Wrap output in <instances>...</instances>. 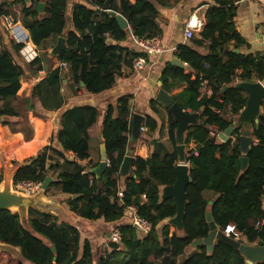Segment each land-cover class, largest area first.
Here are the masks:
<instances>
[{"label":"trees","instance_id":"trees-1","mask_svg":"<svg viewBox=\"0 0 264 264\" xmlns=\"http://www.w3.org/2000/svg\"><path fill=\"white\" fill-rule=\"evenodd\" d=\"M43 1L45 8L41 16L36 7ZM83 1L88 6L74 5L68 18L67 0H30L29 4L0 0V17L19 21L39 52L38 59L29 65L13 62L8 51L0 52V125L7 127L11 134L21 133L25 142L32 140L28 113L46 119L36 102L46 111L62 109L66 98L62 87L74 95L78 91L101 94L115 85L122 67H132L137 57L146 58L144 54L112 44L125 41L128 31L121 30L108 11L125 18L131 33L138 38L161 37L164 20L152 0H134L133 5L120 0L119 6L117 0ZM213 1L216 6L207 11L200 34L191 39L190 45L179 46L175 52V58L187 65L190 74L185 75L184 69L168 63L160 78L165 91H170L175 83L184 84L186 90L173 102L199 113L198 124L189 127L183 140L184 146L193 142L196 148L186 152L192 182L185 190L182 230L174 227L170 235L169 222L176 215V206L172 199L162 201L160 196L161 189L172 186L176 179L177 124L172 116L168 113L172 153L164 152L161 156L154 152L147 159L136 157L132 174L123 178L124 190L119 196L118 174L130 144L128 101H119L116 118L112 108L107 110L101 126L102 141L87 132L97 123L99 112L92 106H77L60 116L56 141L61 152L52 147L51 140V145L36 157L22 165L12 163L16 169L13 185L43 183L51 169L64 168L46 192L59 189L66 196L61 203L71 213L88 221L116 223L124 217L127 208L132 207L151 225V231L142 235L130 224L119 225L120 249H107L95 263L93 246L81 239L75 226L29 210L28 228H25L17 213L0 211V243L18 249L21 256L15 259L8 253H0V264H177V259L188 253L194 241L207 237V213L218 228L233 224L246 243L264 247V104L258 128L250 129L252 142L246 155L240 152V128L234 131L233 140L222 143L217 138L234 123L246 104V97L234 86L235 81L264 82V56L234 53L233 50L244 45L233 22L234 4L239 0ZM58 38L65 40V48L52 56ZM20 47L14 42L11 44L12 53L18 58ZM61 64H66V70ZM44 72L47 73L45 78L40 79ZM192 75L198 77L191 81ZM26 79L35 81L36 85L28 97L24 94L17 97L21 82ZM204 83L212 92L210 97L200 94ZM9 99L15 101V108L2 106ZM145 126L151 132L156 128L150 119ZM211 129H216L213 137ZM41 135L37 130L29 146L34 149ZM102 144L108 166L97 181L90 171L101 161ZM51 154L61 158L63 163L48 166ZM69 155L74 158L67 159ZM241 157L247 158L243 171ZM76 160L86 164L80 165ZM2 180L3 173L0 183ZM51 248L55 249L54 254ZM183 264H246V260L230 247L215 242L210 253L205 246H200Z\"/></svg>","mask_w":264,"mask_h":264},{"label":"crops","instance_id":"crops-1","mask_svg":"<svg viewBox=\"0 0 264 264\" xmlns=\"http://www.w3.org/2000/svg\"><path fill=\"white\" fill-rule=\"evenodd\" d=\"M130 4H134V0H126ZM67 16L70 18L72 8L74 5L82 4L88 6L84 3L83 0H67ZM120 0L116 1L117 6H119ZM155 5L156 11L163 18L164 23L161 25L162 34L160 39V43L162 46L163 53L159 56L146 57V64L142 71L134 72L131 67H122L120 76L117 78L115 85L98 95L87 94L85 92L78 91L75 95L71 94L67 91L65 87L61 88L62 94H64L65 105L62 109L58 111H46L41 107L40 102H36L37 109L46 116L45 120H41L34 116L33 113H28V121L32 129V140L37 134V130L42 132L41 138L39 139L38 144L34 147V149L29 146L32 143V140L29 142H25L23 140V136L21 133L11 134L7 127L0 125V166L3 167L4 159H7L9 164L12 166V163L16 164H24L29 159L36 157V155L45 147H49L51 145L57 151L61 152V148L56 141V133L59 130V119L61 114L73 107L77 106H92L99 112V118L97 123L88 129V135L91 137H97L101 141V126L103 120L106 116L107 110L109 108L113 109V116L116 118L119 116V101L124 99L128 101L129 105V149L127 150L126 156H131L132 158L139 157L141 159H147L154 152L163 155L164 152L172 153L173 146L169 139V125H168V110L163 105L157 103L155 101L156 94L159 90H163L166 92L172 100L178 96L180 93L186 90V86L184 84L175 83V86L170 91H165L162 88V84L160 81L162 71L168 63H172V61L177 60L175 58L176 49L179 46L190 45L191 40H185L184 38V27L188 22L190 16L195 14L201 21L204 27L205 24V16L207 11L216 6L213 0H152ZM44 4L45 2H40ZM44 10V9H43ZM112 11V10H110ZM108 11V12H110ZM115 12V11H112ZM117 15L121 16L119 13L115 12ZM44 11L40 14L43 16ZM109 15V14H108ZM122 17V16H121ZM4 18L10 19L11 17H0V52L8 51L11 53L13 58V62L22 63L18 57L13 55L11 50V44L13 43L10 39L9 33L5 28ZM123 18V17H122ZM125 20V18H123ZM126 21V20H125ZM127 22V21H126ZM235 30L241 36L244 45L240 46L238 49L233 51H238V53L245 56H256L261 55L264 56V48L261 45V37L262 32L264 30V7L256 2L255 0H239L234 4V18H233ZM19 26H21L24 30L25 28L22 24L17 21L13 22ZM128 24V23H127ZM129 25L126 31H128L126 40L123 42L115 43L118 46L126 48L131 52H136L138 54H142L141 51L134 46L131 41V34L129 32ZM203 29V28H202ZM26 31V30H25ZM27 32V31H26ZM28 34V32H27ZM200 33L195 34L194 37H197ZM29 36V35H28ZM109 39V37H107ZM59 39V38H58ZM63 39V38H62ZM65 41V40H64ZM232 48V44L230 45ZM236 53V54H238ZM207 54V53H205ZM178 61V60H177ZM180 62V61H179ZM181 63V62H180ZM182 64V69L185 70L184 74L189 75V69L187 65ZM63 70H66L63 69ZM240 73V72H239ZM47 73H41L39 78L44 79ZM195 76H191V81L195 80ZM244 81L236 80L234 86L236 84ZM259 82V81H255ZM254 83V82H253ZM264 86V82H260ZM36 85V82L31 79H26L21 82V88L17 93V97H20L24 94L28 97L31 93L32 88ZM226 87L224 88V90ZM200 94L205 97H210L212 95L211 90L207 89L205 83L202 85L200 90ZM246 97V95L244 94ZM197 102H200V98L197 99ZM15 101L12 99L6 100L3 103V107L15 108ZM179 105V104H178ZM182 108V107H181ZM202 110V107L200 108ZM182 110L187 114H197V118L199 113H195L191 108H186ZM135 115H139L142 119L141 126L145 128V131L141 133L139 138L133 139L131 138V125L132 120ZM228 118V116H227ZM147 119L152 120L156 128L154 131H149L145 122ZM237 121L235 118L234 122ZM1 123V119H0ZM37 124H40V127H36ZM210 136H212L210 134ZM218 138V135H217ZM219 140V139H218ZM231 140L232 137H231ZM220 141V140H219ZM221 142V141H220ZM177 146V143H176ZM196 148L195 143L190 142L187 146H185V152L193 150ZM51 160L48 161V166H52L54 164H62L63 160L58 156L51 154ZM74 156L69 155L67 159H73ZM77 161V160H76ZM80 165H85L86 162L77 161ZM178 164V162H177ZM14 167H10L12 169ZM64 168H60L58 170L51 169L49 172V178L52 179V182L56 181V178L60 172H62ZM119 196H121L124 190V180L120 176L119 170ZM163 189V188H162ZM160 191V196L161 192ZM56 192L57 195L55 197H50L52 194ZM66 196L62 195L60 190H51L49 192H45L43 198L45 201L50 202L56 206L58 212L55 214V217L64 223H69L76 228H78L81 239L88 240L93 246V255L95 258V251L103 248V255L107 251V244L109 242L108 236L112 232V230L116 229L119 225L122 224H130V219L133 215V210L131 208H127L124 217L116 222V223H105L102 220L97 221H88L85 219H81L71 213L69 208L61 203V200ZM170 223V222H169ZM171 225V224H170ZM173 228L175 226L171 225ZM176 228V227H175ZM170 230V229H169ZM174 232V231H173ZM172 232V233H173ZM170 233V231H169ZM170 233V235H172ZM120 249V248H119ZM196 249H191L186 254L189 256ZM18 254L19 250L16 249ZM101 255V256H103ZM100 257V256H99ZM180 256L177 259V264H183L180 261ZM187 260V259H186Z\"/></svg>","mask_w":264,"mask_h":264},{"label":"water","instance_id":"water-1","mask_svg":"<svg viewBox=\"0 0 264 264\" xmlns=\"http://www.w3.org/2000/svg\"><path fill=\"white\" fill-rule=\"evenodd\" d=\"M25 4H29L30 0H18ZM39 14L42 13L44 9V4L39 3L36 7ZM111 18H114L121 30H126L128 28L127 22L115 12H108ZM65 48V41L62 38L57 40V43L53 50L51 51L52 56H56L59 52L63 51ZM238 53V51H234ZM173 66L182 67V64L174 60L171 63ZM198 77V75H196ZM235 88L246 95V104L242 112L240 113L237 121L231 124L224 132L218 135V139L222 142H228L234 131L240 128V135L238 137L240 152L242 155H246L249 151V146L252 142L250 137V129L254 126L258 128V118L261 115V105L264 104V86L260 82L248 83L241 82L236 84ZM155 101L165 108L168 109V113L172 116L174 122L177 124L175 131V140L177 143L176 152L178 157V164L175 167L176 179L172 186L164 187L161 192V200L166 201L172 199L176 206V215L170 220V224L175 226L178 231L182 230V222L184 218L185 210V190L186 187L192 182L189 176V166L186 163V152L185 146L183 144L184 135L191 126H196L198 124L197 114H187L182 108L174 103L172 98L163 90H159L156 94ZM141 124L142 119L139 115H135L132 120L131 125V138L136 139L141 136ZM101 161L98 166L90 171L94 175L97 181H100L101 176L108 164L106 161V150L105 145L100 146ZM134 158L131 156H126L122 162L120 168V176L122 178L132 174V163ZM241 170H245L247 167V158L241 157L239 159ZM15 168L10 169L3 180L0 183V211H10L12 213H17L20 217L21 224L28 228V211L33 210L41 214H46L55 217L58 212L56 206L50 202L44 200L43 195L52 183V179L47 177L41 186V190L33 195H26L24 193L15 191L13 189V175ZM56 218V217H55ZM206 221L208 223V235L204 239H198L191 244L193 249L200 246H205L207 252H211L215 242H220L234 251L242 255L246 264H258L264 262V247L249 245L244 240L240 239L234 241L228 237H225L220 228H218L211 218V214H206ZM24 222V223H23ZM27 226V227H26ZM138 231L137 228H134ZM110 239V234L108 240ZM108 248L111 250H119L120 245L114 242H108ZM52 253H55V249L51 248ZM0 252L12 253L19 259H21L20 254L16 252V249L1 244Z\"/></svg>","mask_w":264,"mask_h":264},{"label":"built area","instance_id":"built-area-1","mask_svg":"<svg viewBox=\"0 0 264 264\" xmlns=\"http://www.w3.org/2000/svg\"><path fill=\"white\" fill-rule=\"evenodd\" d=\"M255 1L264 7V0H255ZM99 12H104V11L99 9ZM4 23H5V28L7 29L12 42L21 46L18 51L20 61L28 65L35 62L38 59L39 52L37 48L30 41L27 32L21 26L13 23L8 18H4ZM202 28H203L202 21L195 14H192L184 27L185 40H191L192 38H194L195 34L200 33L202 31ZM129 32L131 34V41L134 44V46L138 48L141 51V53L144 54L146 57L159 56L163 53L159 38L157 37L152 39L138 38L131 33L130 29ZM261 45L264 48V30L262 32ZM145 64H146L145 57H137L133 60L131 68L134 72H140L143 70ZM204 67H207V65H204ZM61 68L65 69L66 64H61ZM140 130L142 133L143 131H145V128L141 126ZM210 134L212 135L211 137L215 136L216 129H211ZM196 154L197 153L194 152V155ZM41 186H42L41 182H37V183L23 182L15 185V188L24 190L29 195H32L39 192L41 190ZM129 208L133 210V215L130 219V225L133 228H137L138 229L137 232H139L142 235L149 234L151 231V225L145 219L139 217L132 207ZM220 231L225 237H228L234 241H238L241 239V234L236 231L235 226L233 224L226 225L225 228L220 229ZM109 242H114L120 245V234L117 228L112 230V232L110 233Z\"/></svg>","mask_w":264,"mask_h":264},{"label":"rangeland","instance_id":"rangeland-1","mask_svg":"<svg viewBox=\"0 0 264 264\" xmlns=\"http://www.w3.org/2000/svg\"><path fill=\"white\" fill-rule=\"evenodd\" d=\"M13 20V22L15 21L14 19H12ZM3 159H4V164H3V167H1L0 166V174H2L3 173V176H5L6 174H7V172L10 170V167H13V165L11 166L10 164H9V162L7 161V159H5V157L3 156ZM13 189L15 190V191H18V192H21V193H24V194H26V195H29L28 193H26L24 190H21V189H18V188H15V186L13 185ZM53 190H58V189H53ZM36 194V193H35ZM52 195L50 196V197H55L56 195H57V193L56 192H54V193H51ZM33 195V194H32ZM24 223V222H23ZM27 227V226H26ZM170 233H172L173 231H174V229L173 228H170ZM0 253H7V252H0ZM103 248L102 249H100V250H97V251H95V263H96V260L99 258V256H101V255H103ZM11 257H13V258H15V259H19V258H17L14 254H13V252L12 253H8ZM188 258V256L187 255H184V256H182L181 258H180V261L183 263L184 261H186V259Z\"/></svg>","mask_w":264,"mask_h":264}]
</instances>
